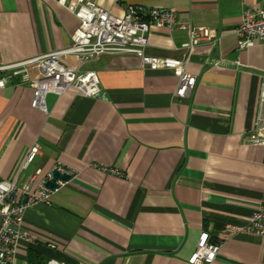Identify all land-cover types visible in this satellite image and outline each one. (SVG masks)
Wrapping results in <instances>:
<instances>
[{
  "label": "crops",
  "instance_id": "crops-1",
  "mask_svg": "<svg viewBox=\"0 0 264 264\" xmlns=\"http://www.w3.org/2000/svg\"><path fill=\"white\" fill-rule=\"evenodd\" d=\"M92 1L120 16L129 7L171 8L219 39L192 54L196 85L186 98L175 96L171 69L143 66L130 53L84 68L99 75L107 99L49 95L44 113L31 105L36 65L0 91V180L42 182L58 163L77 173L50 203L27 207L17 262L188 264L202 230L219 241L263 204L264 145L248 138L264 117V39L240 53L235 29L245 8L264 0ZM79 26L55 0H0V66L70 45ZM187 41V30L157 26L146 51L181 58ZM213 264H264V235L231 236Z\"/></svg>",
  "mask_w": 264,
  "mask_h": 264
},
{
  "label": "built area",
  "instance_id": "built-area-1",
  "mask_svg": "<svg viewBox=\"0 0 264 264\" xmlns=\"http://www.w3.org/2000/svg\"><path fill=\"white\" fill-rule=\"evenodd\" d=\"M66 7L80 21L79 28L72 37V43L62 49L27 61L0 66V91L17 75L28 79V65L36 64L39 74L31 80L33 88L32 107L48 113L47 97L64 94H81L88 97L102 95L101 80L95 71H86L88 63L97 61L105 54L130 53L141 58L143 66L153 69H171L177 78L175 96L189 97L196 85V77L188 68L192 54L202 42L214 43L219 39L217 32L207 27H194L181 22L176 10L171 8L141 9L129 7L123 15H116L92 0H55ZM165 26L188 31L189 41L182 45L185 53L181 58H159L147 54L149 33L153 27ZM238 36L237 50L242 53L264 39V7H246L240 24L235 29ZM75 59L74 62L69 58ZM9 71V72H8ZM259 102L264 104V82H262ZM249 142L264 145V117L260 125L250 133ZM39 145H33L28 153L27 162L38 154ZM68 173L71 179L58 181L59 188L70 183L77 173L58 163L44 175L42 182L18 183L16 179L0 180V264H18L17 252L27 233L23 231L24 212L28 206L43 202L49 203L57 191L44 186V181L52 178V170ZM37 173H40L38 171ZM248 232L264 235V199L262 206L249 211L246 226L228 225L223 229L219 241H212L208 230L199 234L195 250L188 258V264H213L219 256L225 240L231 236ZM45 264H64L50 259ZM85 264V263H81Z\"/></svg>",
  "mask_w": 264,
  "mask_h": 264
},
{
  "label": "water",
  "instance_id": "water-1",
  "mask_svg": "<svg viewBox=\"0 0 264 264\" xmlns=\"http://www.w3.org/2000/svg\"><path fill=\"white\" fill-rule=\"evenodd\" d=\"M71 179V175L68 173H61L59 170H52V178L44 181V186L48 189L55 191L59 188L58 181H68Z\"/></svg>",
  "mask_w": 264,
  "mask_h": 264
},
{
  "label": "rangeland",
  "instance_id": "rangeland-1",
  "mask_svg": "<svg viewBox=\"0 0 264 264\" xmlns=\"http://www.w3.org/2000/svg\"><path fill=\"white\" fill-rule=\"evenodd\" d=\"M65 8H66V7H65ZM66 9H67V8H66ZM67 10H68V9H67ZM70 59H71V57L69 58V60H70ZM70 61H71V60H70ZM74 61H75V59H72V62H74ZM88 64H89V63H88ZM88 64H86V65H88ZM35 65H36V64H31V66H34V67H35ZM86 65H85V67H86ZM85 67H84V68H85ZM84 70H85V69H84ZM86 71H88V70H86ZM173 74H174V73H173ZM33 177H35V176H33ZM33 177H32V178H33ZM32 178H31V179H32ZM31 179H30V180H31ZM35 179H36V177H35ZM30 180H29V181H30ZM49 203H50V202H49Z\"/></svg>",
  "mask_w": 264,
  "mask_h": 264
}]
</instances>
